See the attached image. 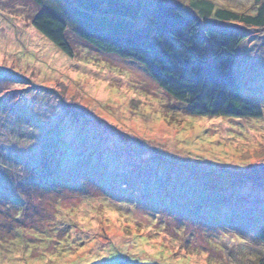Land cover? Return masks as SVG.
Masks as SVG:
<instances>
[{"label":"rangeland","instance_id":"obj_1","mask_svg":"<svg viewBox=\"0 0 264 264\" xmlns=\"http://www.w3.org/2000/svg\"><path fill=\"white\" fill-rule=\"evenodd\" d=\"M51 5L72 56L32 25ZM72 7L0 0V264H264V29L241 25L233 63L262 115L201 116L78 37Z\"/></svg>","mask_w":264,"mask_h":264},{"label":"trees","instance_id":"obj_2","mask_svg":"<svg viewBox=\"0 0 264 264\" xmlns=\"http://www.w3.org/2000/svg\"><path fill=\"white\" fill-rule=\"evenodd\" d=\"M34 1L38 5L43 2ZM66 1L73 6L69 14L82 26L74 31L78 37L99 50L141 65L160 89L186 104L191 114L247 118L262 115L259 105L240 94L233 63L240 42L248 37L246 27L264 29V0H254L257 7L250 15L224 9L213 11L216 18L239 22L240 26L204 22L202 18L210 16L213 8L208 0L201 1L199 14L177 0H156L153 7V0H105L106 7L104 0ZM140 5L145 6L144 10ZM60 9L62 13L54 7L42 8L31 22L58 50L72 56L64 18L68 11ZM116 14L119 17L112 18ZM139 17L140 24H135L133 21ZM86 20L97 24L86 27ZM106 23L119 32L107 31ZM257 238L264 243V228Z\"/></svg>","mask_w":264,"mask_h":264},{"label":"crops","instance_id":"obj_3","mask_svg":"<svg viewBox=\"0 0 264 264\" xmlns=\"http://www.w3.org/2000/svg\"><path fill=\"white\" fill-rule=\"evenodd\" d=\"M170 1H174V0H170ZM180 4H182L185 8H187L188 10H190L191 12L193 13H197L199 14V11H201V1L203 0H191V1H186V0H177ZM212 3V12L210 15H212L213 11L215 12L216 10H219V9H224V10H229V11H232V12H235L237 14H243V15H246V14H251V13H240L238 10L236 9H233V8H223V7H219L218 5H216L215 1L213 0H208ZM252 4H255L256 7H257V4L255 3L254 0H250ZM154 0L152 1V6L153 7V4H154ZM199 7H198V6ZM209 17V16H208ZM219 21H221L220 19H218ZM220 25V24H219ZM225 25V24H224ZM226 25H229V24H226ZM235 25V24H234Z\"/></svg>","mask_w":264,"mask_h":264}]
</instances>
